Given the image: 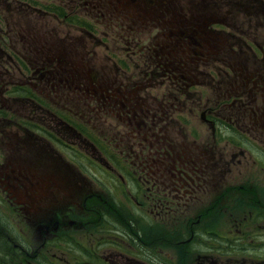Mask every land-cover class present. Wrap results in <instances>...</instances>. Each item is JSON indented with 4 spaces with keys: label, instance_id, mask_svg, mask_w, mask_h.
Returning <instances> with one entry per match:
<instances>
[{
    "label": "flooded vegetation",
    "instance_id": "obj_1",
    "mask_svg": "<svg viewBox=\"0 0 264 264\" xmlns=\"http://www.w3.org/2000/svg\"><path fill=\"white\" fill-rule=\"evenodd\" d=\"M186 3L181 22L173 0H0V264H264V78L230 84L242 45L214 35L235 23ZM13 11L27 15L10 38ZM34 11L43 35L26 28ZM157 20L152 47L138 25ZM215 143L238 152L208 161Z\"/></svg>",
    "mask_w": 264,
    "mask_h": 264
},
{
    "label": "rangeland",
    "instance_id": "obj_2",
    "mask_svg": "<svg viewBox=\"0 0 264 264\" xmlns=\"http://www.w3.org/2000/svg\"><path fill=\"white\" fill-rule=\"evenodd\" d=\"M187 1L188 0H173V6L175 8V10H173V16H174V14H176L177 18L181 22H185L187 19H189L191 12H192L191 6L186 3ZM190 1L195 6H202L204 8H207V10H205L203 12L204 17H206V18H208L210 15V16H214L216 19H220V18L228 19L231 24L235 23V26H232L229 33L219 32L221 34L214 35L220 41H223V39H225V47L222 49L223 52H227V51L232 52V43H233L234 38L239 39L241 42V45H242V51H243V53H242V64H243V67H241L240 68L241 70H238L237 73L235 75H232V76L226 74L225 73L226 70H223V74L227 78V81H229L230 84L231 83H234V84L237 83V84H240L242 87H244L245 82H248L249 76H251L254 73L256 75L249 79V82L251 84L250 87H252V83H253L252 81H254V77H258V78L263 77L264 78V61L255 60L253 54L246 51L244 41L242 40V38L244 36L245 37L249 36V37H253V38H254V36H256L258 42L261 43L262 45H264V23H263L264 11H263V7L261 5V0H190ZM3 13H5L4 10H3ZM33 14H34V20L31 23H29L26 27L29 30V35H31V36L32 35L36 36V34H42L43 35V30H41L42 24L40 22H37V21L42 20V13L34 11ZM26 15H27L26 12L13 11V12L9 13V15L2 16V19H4V20L7 19L8 24H10L9 25L10 29H9V27H6L7 29L4 30V32H6L5 36L7 35L8 37L12 38V36L10 35V31L15 29L12 27L17 26L16 30L19 31V26L15 22L22 21L24 18H26ZM218 17H220V18H218ZM169 19L170 18H165V20L162 24H165V22L168 23ZM146 23L149 27L147 20H146ZM157 23H158V25H157ZM144 24H145V21H142L138 25V27L141 29V32L138 33V36L145 34V36H142V39L148 41V44H150L152 47L154 45H156L158 43V41L164 40V35H162L159 39L156 38V34H157L158 29H159V26L162 25V24L160 25L159 21L155 23V25H157V26H153L150 28L143 27ZM203 27H205V26L203 25ZM23 33L25 34L24 31H23ZM5 39H8V38H5ZM133 40H134V38H133ZM228 43L230 44V46L228 45ZM165 54H168V51ZM222 55L223 54L220 53V56H222ZM223 59H225V57L222 58L221 61H214L212 59L210 61L206 60V64H202V66L203 67H209V68H215V67L219 68L224 63ZM83 62L85 65V60H83L82 63ZM225 62H227V61H225ZM112 64H113L114 70H118L116 68L115 64L114 63H112ZM132 68H133V70H136V72H140V70H145L144 66L142 64H140L137 67L132 65ZM97 71H98V76H99V72H102V71H100V70H97ZM182 71L185 72L187 70H182ZM119 78H121V77H119ZM147 78L148 77H146L144 80H147ZM161 79H163V77H161ZM161 79L160 78L157 79L158 83L153 87V89L158 90V93L165 95L166 90H165V88L162 87V84L160 83ZM257 80H255V82H257ZM261 81H262V79H261ZM232 91L235 92V90L231 89V92ZM174 92L175 91L173 89V95H175ZM149 93H150V91L145 90V96H147ZM214 94L218 95L219 92L217 90H215ZM199 95L200 94H197L196 96H199ZM212 97H213V92L210 89V98H212ZM166 98H167V102L172 101V100L168 99V96ZM263 99H264V97H261L259 99V103L255 102V104L258 105L260 109L263 108V107H261V105H263ZM84 101H85V98L81 99L82 104L84 103ZM174 101L175 100L173 97V102ZM146 103L150 104L151 100L148 102L146 101ZM251 105H252L251 107H253L254 110L257 109V107L253 103H251ZM251 107H250V110H251ZM146 108L147 107H145L144 109H146ZM220 108H221V105L217 106L216 110H218ZM136 111H137V109H136ZM138 113L140 114L139 111H138ZM151 113L152 112L147 113V114L151 115ZM144 115L145 114L142 113V116H144ZM246 117L249 119V123H250L251 122L250 117H248V116H246ZM177 118H178V120L180 119L179 120L180 123L184 126V128H183L180 125V123L177 121L176 128H177L178 134L184 135L181 132L180 126L185 131L189 127V125H191L193 119L191 117L189 118V116L187 114H185V115H178L177 114ZM115 119H117V118H115ZM137 122H139V119L137 120ZM173 122L175 123L174 119H173ZM195 123L198 125V127L200 129L201 138H198V141L199 142L203 141L206 143L209 140L211 130L208 128V125H206L200 119L199 116L195 120ZM163 124L164 123L159 125V127L163 126ZM174 128H175V126L173 124V130H174ZM167 130H170V129H167ZM114 131H116V130L114 129ZM175 135H177V134L173 133V143L177 142L176 138L174 137ZM233 136H237L235 132H233L231 134H226L227 138H231ZM212 137H213V135H212ZM213 140L215 142H218L214 137H213ZM178 141H182V139L179 137ZM231 141L234 142L235 140L233 139ZM189 142H191V144H192L193 139L190 138ZM116 145L118 147H121V152L122 151L129 152L128 149H126L122 143L117 142ZM148 145L149 144L147 143L146 146H148ZM212 148H213L214 153L206 154L208 161H212V162H218V161H221L222 159L227 161L228 159L233 157L234 152H238L237 151L238 149H232V146H230L228 144L223 145V144H216L215 143L212 145ZM227 151H230V153ZM8 152H9L8 146L6 148L3 145L0 146V155L1 156H3L2 153L5 156H7ZM130 155H132V154H130ZM192 156H194V155H192ZM55 159H59V158L57 156H55ZM250 161H252V160H250Z\"/></svg>",
    "mask_w": 264,
    "mask_h": 264
}]
</instances>
